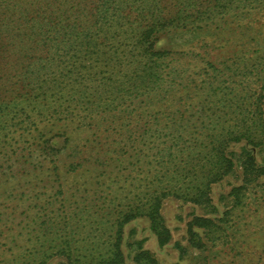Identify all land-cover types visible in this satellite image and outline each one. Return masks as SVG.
<instances>
[{"label":"trees","instance_id":"1","mask_svg":"<svg viewBox=\"0 0 264 264\" xmlns=\"http://www.w3.org/2000/svg\"><path fill=\"white\" fill-rule=\"evenodd\" d=\"M215 2L227 3L0 0V185L11 160L32 164L41 156L52 157L57 176L67 166L70 172L84 167L82 159L103 172L98 152L90 153L95 158L91 160L78 146L73 154L72 147L68 154L41 147L33 132L43 120L49 121L47 125L73 122L77 131L104 127V134L123 131L127 141L145 145L135 148L136 157H156L144 161L151 168L143 167L141 190L130 196L117 193L109 200L107 194L82 225L71 226L67 219V225L55 228L48 217L26 233L27 244L15 239L5 247L0 242V264H216L223 251L233 249L229 240L237 224L264 198L262 56L257 58L262 71L242 73V84L257 85L249 101L241 109L236 88L228 92L232 101L228 118L203 133L200 146L186 145L173 129L164 133L150 128L137 134L125 105L132 94L150 93L163 82L176 84L182 70L174 61L175 52L160 48L159 39L188 35L187 41H192L202 35L199 30L206 33L224 13L216 10ZM173 41L176 47L184 43L177 37ZM254 77L258 79L252 82ZM64 90L72 96L73 110L62 116ZM227 120L233 123L226 125ZM70 139L65 137L64 145ZM61 182L59 191L64 187ZM170 199L180 202L176 217L181 230L163 213Z\"/></svg>","mask_w":264,"mask_h":264},{"label":"rangeland","instance_id":"2","mask_svg":"<svg viewBox=\"0 0 264 264\" xmlns=\"http://www.w3.org/2000/svg\"><path fill=\"white\" fill-rule=\"evenodd\" d=\"M225 1L226 4H213L217 11L224 13L212 21L206 33H202L205 29L199 30L202 35L193 36L192 41H187L188 35L176 36L178 41L184 42L178 47L173 45L176 37L164 35L159 39L160 48L175 52L177 60H173L182 73L172 87L169 86L170 82H163L150 93L132 94L125 98L137 134L150 128L162 129L164 133L173 129L175 134H182L181 139L186 145L200 146L205 140L203 133L212 132L211 128L224 124L223 121L228 118L226 112L232 103L228 92L236 88L239 92L237 103L241 109L254 93L257 85L251 83L252 88L246 87V82L242 84L241 78L243 72L251 70L255 75L256 68L262 71L257 58L262 56L259 59L264 61V0ZM209 61L212 66L208 65ZM260 77H264V71ZM257 79L254 77L251 80L254 82ZM66 92L63 91L67 102L63 104L66 109L62 116L73 110V107H69L72 96H67ZM223 101H226L227 107L222 105ZM233 102L236 103L235 100ZM85 113L82 110L81 114ZM48 122L43 120L34 127L33 136L38 137L41 147L47 150L54 148L53 151L58 149L60 154L72 147L73 154L72 151L76 152L78 146L84 158H91L90 153L98 152L102 155L99 162L102 167L99 169L103 172H96L85 159H82L84 167L70 172L67 166V169L59 171L58 176L50 162L52 157L45 160L42 156L34 158L32 164L14 163L11 160L10 170L1 175L5 183L0 185V242L6 244L5 247L12 246L15 239L21 245L27 244L26 233L48 217L53 218L54 222H51L55 228L67 225V219L71 226L77 222L82 225L89 214L99 209L107 194H110L106 197L109 200L117 193L130 196L141 190L138 186L143 184L140 181L143 167L151 168L144 161L150 162L156 158L155 155L136 157L135 148H145V145L138 141H127L123 131L109 135V132L104 134L105 127L97 131L90 128L77 131L73 130V122L69 126L67 122L47 125ZM229 123L233 122H225L226 125ZM68 135L70 142L64 145ZM99 135L108 137L100 139ZM66 156V153L62 154L68 164L70 159ZM6 166H10L9 163H5ZM59 182L64 185L61 191L58 190ZM251 208L237 224L235 236L229 240L234 244L233 249L223 251L216 264H264V198ZM180 211L179 200L165 202L163 213L170 224H179L176 216ZM178 226L181 230L182 224Z\"/></svg>","mask_w":264,"mask_h":264}]
</instances>
